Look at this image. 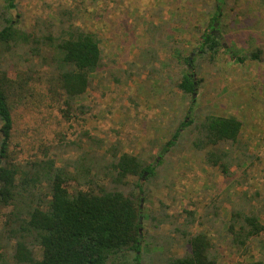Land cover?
<instances>
[{
    "label": "rangeland",
    "instance_id": "374dc122",
    "mask_svg": "<svg viewBox=\"0 0 264 264\" xmlns=\"http://www.w3.org/2000/svg\"><path fill=\"white\" fill-rule=\"evenodd\" d=\"M16 4L13 22L20 31L40 35L48 24L65 19L63 13H71L76 25L97 34L103 51V67L84 98L92 111L83 121L65 120L47 98L45 86L30 84L26 104L12 112L17 161L76 160L90 149L85 133L104 140L105 149L117 146L147 162L159 160L142 200L145 264H161L169 256L188 252L180 230L208 234L220 250L221 264H264V232L251 241L249 253L232 248L227 233L237 212H253L264 225V0H16ZM207 29L224 45L214 60L199 53ZM259 49L260 60L250 58ZM27 52L0 51V69L10 78L29 68L41 69ZM189 57L194 60L192 68L185 62ZM189 72L199 81L194 103L178 88ZM189 115L197 120L233 116L242 122L239 146L247 156L238 152L242 164L232 169L230 178L194 152L192 127L182 131L169 152H161ZM3 220L0 216V229Z\"/></svg>",
    "mask_w": 264,
    "mask_h": 264
},
{
    "label": "trees",
    "instance_id": "16d2710c",
    "mask_svg": "<svg viewBox=\"0 0 264 264\" xmlns=\"http://www.w3.org/2000/svg\"><path fill=\"white\" fill-rule=\"evenodd\" d=\"M16 9V0H3L0 5V51L26 49L41 69L19 71L15 78L0 69V216L4 218L0 264H145L142 200L144 186L155 175L159 160L147 162L120 152L117 146L105 149L104 140L85 133L90 149L76 160L60 164L48 157L24 164L17 161L12 150V112L26 104L30 84L45 86L47 98L59 107L65 120L83 121L92 111L84 98L103 67V51L97 34L76 25L71 13H63L65 19L48 24L38 35L16 28L12 13ZM223 47L207 29L199 53L214 60ZM261 54L259 49L250 58L260 60ZM185 62L193 67L191 57ZM197 86L199 81L191 72L183 74L178 84L192 103ZM190 127L195 133L191 141L194 152L230 178L232 169L242 164L237 155L242 122L233 116L206 115L200 120L186 116L161 152L175 147L182 131ZM239 155L247 156L244 152ZM179 232L189 251L169 256L161 264H221L220 250L208 234ZM262 232L264 225L257 214L233 213L227 230L229 245L249 253L251 241Z\"/></svg>",
    "mask_w": 264,
    "mask_h": 264
}]
</instances>
